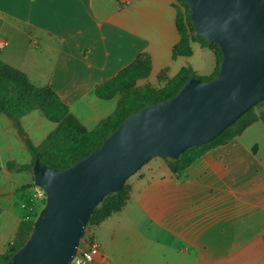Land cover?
I'll list each match as a JSON object with an SVG mask.
<instances>
[{
	"label": "crops",
	"instance_id": "1",
	"mask_svg": "<svg viewBox=\"0 0 264 264\" xmlns=\"http://www.w3.org/2000/svg\"><path fill=\"white\" fill-rule=\"evenodd\" d=\"M177 0H0V60L51 87L89 131L116 111L120 96L96 88L141 56L151 75L137 86L161 87L159 75L192 68L211 78L213 50L192 43L191 57L173 58L181 41ZM198 56L201 63L188 60ZM37 146L57 127L39 111L21 120ZM261 123V122H258ZM258 123L214 148L182 175L165 166L138 178L123 210L94 228L97 264H264V130ZM264 125V124H263ZM260 129V128H259ZM33 158L14 123L0 116V255L13 244L26 211L44 200L34 173L8 169Z\"/></svg>",
	"mask_w": 264,
	"mask_h": 264
},
{
	"label": "water",
	"instance_id": "2",
	"mask_svg": "<svg viewBox=\"0 0 264 264\" xmlns=\"http://www.w3.org/2000/svg\"><path fill=\"white\" fill-rule=\"evenodd\" d=\"M195 35L218 44V76L184 83L172 99L129 116L67 169L36 160L46 204L28 241L6 264H72L94 210L153 159L178 160L213 142L264 101V0H185Z\"/></svg>",
	"mask_w": 264,
	"mask_h": 264
},
{
	"label": "trees",
	"instance_id": "3",
	"mask_svg": "<svg viewBox=\"0 0 264 264\" xmlns=\"http://www.w3.org/2000/svg\"><path fill=\"white\" fill-rule=\"evenodd\" d=\"M177 2L176 26L181 41L174 48L173 58L191 57L193 54L192 43L198 42L214 51L217 58L215 74L211 78H201L192 68H184L173 78H167L166 72L161 73L158 79L163 85L159 88L150 84L140 87L137 86L138 82L148 79L152 69L150 57L141 56L115 78L97 86L96 95L98 98L109 100L119 95L120 100L116 111H113L112 115L101 121L92 131L87 130L69 111V106L56 90L51 87H37L26 74L0 60V116H7L14 123L19 134L25 138L27 150L33 158L31 165L21 166L10 162L8 169L33 173L32 168H34L36 160H40L53 169H67L99 148L104 140L129 116L145 107L174 98L185 85L184 83L193 78L203 81L216 78L223 62L220 46L210 44L204 38H198L195 35L190 5L185 0H177ZM263 103L264 101L244 114L213 142L188 149L178 160L166 158L171 172L175 175H182L210 150L231 143L255 123L262 122L264 124V115L256 111V108ZM36 111L41 112L47 121L57 125L39 146L30 140L21 123L24 117ZM124 192L116 194L113 198L112 196L106 197L102 206H98L94 210L90 222L99 226L113 215L120 213L129 199V194H124ZM33 227V221L28 220L21 223L13 244L5 254L0 255V264H6L22 246L24 247L33 232Z\"/></svg>",
	"mask_w": 264,
	"mask_h": 264
},
{
	"label": "rangeland",
	"instance_id": "4",
	"mask_svg": "<svg viewBox=\"0 0 264 264\" xmlns=\"http://www.w3.org/2000/svg\"><path fill=\"white\" fill-rule=\"evenodd\" d=\"M185 12H186V9L185 7H183ZM190 62H192L194 64V62H197L198 64L202 62V60L200 58H198V56L194 57L193 59H190L188 60ZM256 111L257 113L261 114V115H264V103L259 105L257 108H256ZM256 126H259V127H254L255 129H253V133L254 134H259L258 132H263L264 130V125L263 123H258ZM260 128V129H259ZM160 165H165L167 166L170 170L171 168L169 167V163L167 162L166 159H162V158H156V159H153L151 162H149L148 164H146L141 170H139V172H137L134 176H132L125 184V187L124 189L120 192L122 193L123 191L124 194H129L130 195V192L132 191V187H133V184L134 182L138 179V178H146L147 174H148V171H150V169L152 167H158ZM42 190V189H41ZM116 194H119V193H114V194H110L108 196H115ZM107 196V197H108ZM106 199V198H105ZM45 200H46V195L44 197V200H42L40 206L38 207V209H35V212L33 213V215L31 216V219L30 221H33L35 222L36 219L38 218L40 212L43 210V208L45 207ZM104 202V201H103ZM102 202V203H103ZM102 203L99 205L102 206ZM91 220V219H90ZM97 226L95 225L94 222H89L88 226L85 228L86 231H85V235L84 237L81 239V247L83 246V243L91 238L95 239L94 236H93V231L95 230L94 228H96ZM96 240V239H95Z\"/></svg>",
	"mask_w": 264,
	"mask_h": 264
},
{
	"label": "built area",
	"instance_id": "5",
	"mask_svg": "<svg viewBox=\"0 0 264 264\" xmlns=\"http://www.w3.org/2000/svg\"><path fill=\"white\" fill-rule=\"evenodd\" d=\"M42 194L45 197L43 190ZM22 208L26 211L24 221L31 219V216L35 212V207L31 204H22ZM100 245L97 240L91 238L83 243V246L79 247L77 256L74 258L72 264H97L98 257L100 256Z\"/></svg>",
	"mask_w": 264,
	"mask_h": 264
}]
</instances>
